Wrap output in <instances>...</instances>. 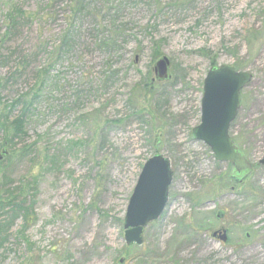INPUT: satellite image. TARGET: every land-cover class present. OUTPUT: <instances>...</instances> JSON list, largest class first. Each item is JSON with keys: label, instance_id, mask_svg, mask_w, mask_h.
<instances>
[{"label": "rangeland", "instance_id": "1", "mask_svg": "<svg viewBox=\"0 0 264 264\" xmlns=\"http://www.w3.org/2000/svg\"><path fill=\"white\" fill-rule=\"evenodd\" d=\"M215 66L253 76L230 130L254 168L242 184L192 135ZM44 71L28 137L11 153L0 132L13 188L33 196L0 264H264V0H0V114ZM156 154L171 160L169 204L143 246H127L129 202ZM225 227L226 244L212 237Z\"/></svg>", "mask_w": 264, "mask_h": 264}, {"label": "water", "instance_id": "2", "mask_svg": "<svg viewBox=\"0 0 264 264\" xmlns=\"http://www.w3.org/2000/svg\"><path fill=\"white\" fill-rule=\"evenodd\" d=\"M169 58H160L154 66L155 80L172 78ZM253 76L231 66L210 69L204 81L201 124L193 129L194 140L202 141L214 153L215 159L233 166V174L243 181L253 171L252 164L234 144L230 129L241 109L242 90ZM264 166V157L260 162ZM171 160L156 154L145 164L124 219V238L127 246L144 244L148 226L160 220L169 204V190L173 182ZM216 235V234H215ZM226 239V234L223 240ZM124 260L120 261L123 264Z\"/></svg>", "mask_w": 264, "mask_h": 264}, {"label": "trees", "instance_id": "3", "mask_svg": "<svg viewBox=\"0 0 264 264\" xmlns=\"http://www.w3.org/2000/svg\"><path fill=\"white\" fill-rule=\"evenodd\" d=\"M176 3H185L186 0H175ZM22 16V15H21ZM19 16L13 17V23H17ZM16 26V25H15ZM69 34L64 37V45H68ZM110 40L107 45H110ZM106 45V44H105ZM40 73L37 76L38 81L43 78V74ZM37 84V83H36ZM45 82L42 79L37 84V91L26 94L25 97L19 100L13 101L9 106V112L0 114V132L4 136L5 147L11 150V153L15 152L18 147V143L28 137L27 123L28 116L31 110L36 106V101L40 98L44 89ZM31 95V96H30ZM21 108L20 114L12 118V114L15 109ZM32 146H25L22 151V156L31 153ZM4 149L2 156L4 159L0 160V247L7 242L10 235V231L15 222L20 218L24 220L23 231H25V221L29 223L30 214L33 210L32 205H28L27 197L32 198V195L25 193V187L13 188L11 175L8 172V167L12 164V160H9V153ZM1 156V155H0ZM1 158V157H0ZM9 158V159H8ZM30 202V201H29Z\"/></svg>", "mask_w": 264, "mask_h": 264}, {"label": "flooded vegetation", "instance_id": "4", "mask_svg": "<svg viewBox=\"0 0 264 264\" xmlns=\"http://www.w3.org/2000/svg\"><path fill=\"white\" fill-rule=\"evenodd\" d=\"M236 69V68H235ZM237 70V69H236ZM238 71V70H237ZM252 82V81H251ZM234 123V122H233ZM232 123V124H233ZM232 126V125H231ZM231 130V129H230ZM231 165V164H230ZM232 166V165H231ZM233 167V166H232ZM233 171H234V168H233ZM233 171H232V179L234 180V182L236 183V184H242L243 183V181H238L237 180V177H235L234 176V174H233ZM226 211H219L218 213H217V219L218 220H223L224 218H225V216H226ZM146 233V232H145ZM216 234V235H215ZM224 234H226V239L225 240H223V236H224ZM212 237L214 238V239H216V240H219V242H223L224 244H226V243H228L229 241H230V232H229V230L225 227V228H220V230H218V231H216V232H214L213 233V235H212ZM249 237V236H248Z\"/></svg>", "mask_w": 264, "mask_h": 264}]
</instances>
